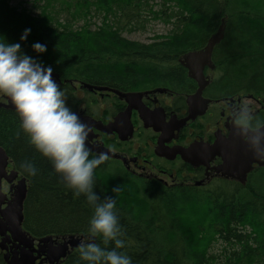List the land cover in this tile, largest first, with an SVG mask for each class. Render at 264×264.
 Masks as SVG:
<instances>
[{
	"label": "trees",
	"instance_id": "trees-1",
	"mask_svg": "<svg viewBox=\"0 0 264 264\" xmlns=\"http://www.w3.org/2000/svg\"><path fill=\"white\" fill-rule=\"evenodd\" d=\"M32 7L0 0V37L51 66L61 78L120 91L168 86L182 78L179 58L206 45L222 26L211 53L218 97L264 100V0H32ZM35 13V14H34ZM158 22L167 29L149 44L123 33H143ZM25 28L31 31L21 41ZM46 45L38 54L32 44ZM7 118V117H6ZM0 110V145L29 179L23 229L34 238H88L92 206L57 174L27 140L16 118ZM31 160L35 175L22 161ZM93 190L116 200L131 264H264V169L246 184L218 181L204 188L166 187L103 163ZM113 187L119 191L113 192ZM94 242L104 245L100 237ZM58 264H85L74 248Z\"/></svg>",
	"mask_w": 264,
	"mask_h": 264
},
{
	"label": "flooded vegetation",
	"instance_id": "flooded-vegetation-1",
	"mask_svg": "<svg viewBox=\"0 0 264 264\" xmlns=\"http://www.w3.org/2000/svg\"><path fill=\"white\" fill-rule=\"evenodd\" d=\"M184 56L180 59L182 60ZM178 67L176 69L182 78L169 80L168 86L138 91H120L106 85L65 79L53 70L52 77L64 91L69 107L77 112L81 119L86 117L89 120L87 124L91 126V131L87 141L88 145L109 150L111 155L116 156H109L105 163L114 164V167L139 179L158 181L166 187L204 188L208 185H214L218 181L246 184L251 177L256 176L264 169V158L257 157L264 155V150L253 156L260 163H252V168L247 172L243 183L232 178L222 177L217 172V168L222 164L221 158L218 155L211 156L202 147L194 154L197 161H202L205 157H208L209 160L202 161L195 167L185 163L178 154H169L168 157L170 158L155 154L159 138L163 139V148L168 150L186 149L195 143L211 146L216 140L228 139L231 130L237 127L233 120L240 109L244 107L241 103L242 100L247 98L259 103L258 99H253L250 96L218 97L215 94L217 71L212 57L211 66H205L202 71L204 80L201 82L199 97H197L200 88L199 82L189 76L188 70L182 64L179 63ZM84 84L91 87H84ZM95 87L102 90H96ZM114 91L124 94L141 93L142 95L130 103ZM0 105H2L0 110L7 122H9V117H13L20 123L19 115L7 98L0 97ZM129 106L127 119L132 129V137L129 140H120L115 132L107 133L101 130L118 118L121 120L120 126L123 132L126 121H128L126 112ZM249 112L253 115L251 122L253 128L258 122L264 124V106L259 104L258 109L249 110ZM143 114L147 116L150 122L163 125V132L154 131L152 127H145L141 116ZM189 116L193 118L187 119L182 126H179L180 122ZM0 148L7 157L6 170L18 172L16 170L17 164L12 156L5 147L0 145ZM93 153L97 152L93 151ZM146 172L148 175L145 174ZM20 175L23 178L21 184L16 180L10 182L2 180L1 193L4 196L2 200L4 206L11 204L19 195L24 196L25 200L29 190V179L21 173ZM163 177L169 183L165 182ZM23 205L24 201L22 214ZM22 223L20 230L11 234L5 229L7 226H2L3 221H0V264H7L13 256L19 257L21 251L27 250L24 244H27L30 239L33 240V245L29 249L37 248L40 238L28 235L23 229ZM23 233L26 235V239L21 237ZM32 256L37 257V254L33 251ZM40 259L42 257L37 258L35 263H38Z\"/></svg>",
	"mask_w": 264,
	"mask_h": 264
},
{
	"label": "clouds",
	"instance_id": "clouds-1",
	"mask_svg": "<svg viewBox=\"0 0 264 264\" xmlns=\"http://www.w3.org/2000/svg\"><path fill=\"white\" fill-rule=\"evenodd\" d=\"M31 30L21 33L23 41ZM32 49L38 54L46 51V45L34 42ZM0 97L8 99L20 117V129L28 143L47 158L53 170L62 176L67 188L76 196L84 195L92 206L88 220V238L77 245L80 260L85 264H131V258L123 251L121 225L112 196L101 199L93 190L94 171L109 159L105 151L93 153L87 141L91 126L81 120L68 103L64 91L52 77V67L45 66L34 57L20 50V43H7L0 37ZM253 115L242 107L233 123L242 132L253 131L257 139L264 136L260 129L264 124L252 127ZM255 155V154H254ZM264 158V155L257 156ZM20 167L30 176L37 172L31 160L22 161ZM113 192L119 191L113 187ZM100 237L111 249L94 242Z\"/></svg>",
	"mask_w": 264,
	"mask_h": 264
},
{
	"label": "water",
	"instance_id": "water-1",
	"mask_svg": "<svg viewBox=\"0 0 264 264\" xmlns=\"http://www.w3.org/2000/svg\"><path fill=\"white\" fill-rule=\"evenodd\" d=\"M222 39V26L219 27V30L215 36H212L206 43L205 47L200 51H194L186 54L182 60L179 62L188 70V74L191 78L199 82L200 88L197 92V97L200 96L201 92V82L203 78V68L205 66H211V53L215 44H217ZM84 87H91L88 84H84ZM96 90H102L99 87H95ZM120 97L124 98L128 102H133L135 99L141 97V93H120L114 91ZM194 98V97H192ZM205 104V103H204ZM2 106V105H0ZM132 106V104H131ZM6 107V106H5ZM126 112V119L128 118V110ZM145 127H152L154 131L163 132L164 126L155 122H150L144 114L141 115ZM189 118L182 120L179 126H182L185 121ZM86 124L89 120L86 117L81 119ZM128 120V119H127ZM88 121V122H87ZM92 123V122H91ZM121 120L116 118L113 123L108 124L101 128L102 131L107 133L115 132L120 140H129L132 137V129L129 120L126 121V126L124 131H121L120 126ZM261 133H264V127L260 129ZM257 133L253 131L242 132L240 128H233L228 139H219L216 140L211 146L201 145L200 143L191 144L188 148H174L171 150L163 148V139H158L157 147L155 149V154L157 156H165L167 158L169 154H178L181 159L188 163L190 166L195 167L198 163L202 161L209 160L203 159L202 161H197L195 153L202 147L206 150L211 156L218 155L222 164L217 168V172L220 173L222 177L232 178L237 180L240 183H243L246 177L247 172L252 168L251 165L253 162L260 163L258 159H254V154H259L264 150V136H260L257 139ZM92 151L101 152L105 151L109 156L116 157L111 155L109 150L102 148H95L89 146ZM7 166V157L5 152L0 148V221H3L2 226H7L5 228L11 234H14L16 230H20L21 223L23 221L22 214V204L24 201V196L19 195L13 202L9 205L4 206L2 204L3 194L1 193V182L5 180L7 182L16 180L19 184L22 183V176L14 170H6ZM23 239H26V235L21 234ZM15 239V238H14ZM83 240V237L68 236L62 237L61 239L53 238L51 236L42 237L38 240L37 248L30 250L29 248L33 245V240L30 239L27 244H24V247L27 248L26 251H21L20 256H13L7 264H58L63 260L71 250L77 248V245L80 244ZM37 254V257L32 256V252ZM39 257H42L38 263H35V260Z\"/></svg>",
	"mask_w": 264,
	"mask_h": 264
},
{
	"label": "rangeland",
	"instance_id": "rangeland-1",
	"mask_svg": "<svg viewBox=\"0 0 264 264\" xmlns=\"http://www.w3.org/2000/svg\"><path fill=\"white\" fill-rule=\"evenodd\" d=\"M31 1L32 0H11V4L12 5H21V6L26 7V8H31L32 7ZM166 29L167 28L163 24H160L158 22H154L148 27L147 31H145L143 33H139V32L123 33L122 36L124 37V39H126L129 42L139 43V44H149L153 41V39L156 36L164 35L167 31ZM217 31L214 32L212 34V36H215L217 34ZM222 36H223V32H222ZM241 103L244 105V107H246L250 111H254V110L258 109L259 104L264 106V100H261V99L259 100V103H256L254 100L245 98L242 100ZM147 173L148 172H146L145 174H147ZM164 181L169 183V181L165 180V178H164Z\"/></svg>",
	"mask_w": 264,
	"mask_h": 264
},
{
	"label": "bare ground",
	"instance_id": "bare-ground-1",
	"mask_svg": "<svg viewBox=\"0 0 264 264\" xmlns=\"http://www.w3.org/2000/svg\"><path fill=\"white\" fill-rule=\"evenodd\" d=\"M218 30H219V28H218ZM218 32V31H217Z\"/></svg>",
	"mask_w": 264,
	"mask_h": 264
}]
</instances>
